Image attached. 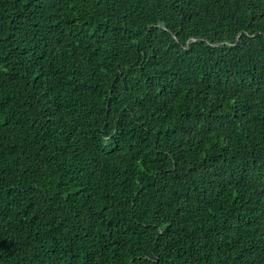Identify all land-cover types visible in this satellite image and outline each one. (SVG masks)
Masks as SVG:
<instances>
[{
  "label": "trees",
  "instance_id": "1",
  "mask_svg": "<svg viewBox=\"0 0 264 264\" xmlns=\"http://www.w3.org/2000/svg\"><path fill=\"white\" fill-rule=\"evenodd\" d=\"M0 264H264V0H0Z\"/></svg>",
  "mask_w": 264,
  "mask_h": 264
}]
</instances>
